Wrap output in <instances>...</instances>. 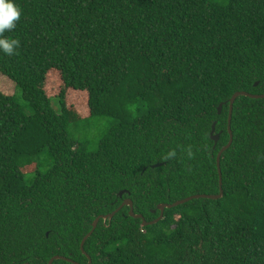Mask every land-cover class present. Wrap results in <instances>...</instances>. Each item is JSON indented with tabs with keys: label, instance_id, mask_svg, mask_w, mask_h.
Listing matches in <instances>:
<instances>
[{
	"label": "trees",
	"instance_id": "obj_1",
	"mask_svg": "<svg viewBox=\"0 0 264 264\" xmlns=\"http://www.w3.org/2000/svg\"><path fill=\"white\" fill-rule=\"evenodd\" d=\"M14 3L22 16L3 35L20 47L0 52L17 92L0 93V264H87L83 238L123 200L149 223L159 204L219 193L228 101L264 95V0ZM102 119L95 149L69 134ZM230 129L221 199L144 227L123 207L85 241L90 264H264V98L238 97Z\"/></svg>",
	"mask_w": 264,
	"mask_h": 264
},
{
	"label": "water",
	"instance_id": "obj_2",
	"mask_svg": "<svg viewBox=\"0 0 264 264\" xmlns=\"http://www.w3.org/2000/svg\"><path fill=\"white\" fill-rule=\"evenodd\" d=\"M257 85V83L255 84V86ZM240 96H243V97H248V98H251V99H263L264 98V95H251V94H248L246 92H237L235 94L232 95V97L229 99L228 101V118H227V132H228V136H229V139H228V142L225 146H223L218 154H217V157H216V165H217V172H218V177H219V193L217 195H206V194H199V195H194V196H191V197H188V198H185V199H182V200H179V201H176L172 204H159L157 205V207L155 208V210L152 211V213H156L158 212L159 213V216L157 219H155L154 221L152 222H145V220L143 219V217L140 215V214H135L133 212V206H132V202L131 200L129 199H125L123 200V202L121 203L120 207L118 209H116L113 213L109 214V215H106V216H99L98 218H96L94 220V222L92 223L91 225V231L83 238L81 244H80V250L82 251V253L86 256L87 260H88V263L87 264H90L91 263V259L90 257L84 252V243L85 241L90 237V235L92 234V232L95 230L98 222L100 220L102 221H106V220H111V218L123 207H128V215L134 219H141V226L144 227V226H147V225H150V224H155L157 223L158 221H160L162 218H163V215H164V211L165 210H168V209H171V208H174V207H177V206H180L182 204H185L191 200H194V199H208V200H219L223 197V191H222V177H221V170H220V158H221V155L223 152H225L232 144L233 142V136H232V133H231V129H230V122H231V114H232V107H233V104L235 102V100L240 97ZM225 104V103H223ZM223 104H219V106L217 107V113L218 115L220 114L221 110H222V107H223ZM215 126H216V122H214L212 124V127H211V132H210V139L214 142V145H216L218 139H219V134H214V131H215ZM161 164H156L153 166L154 167H157V166H160ZM126 191H121L118 193V196L121 198L122 195L125 193ZM56 260H63V261H66V262H70V263H73V264H78V263H75L73 261H71L70 259L68 258H65V257H62V256H54L53 258H51L48 262V264H53L54 261Z\"/></svg>",
	"mask_w": 264,
	"mask_h": 264
},
{
	"label": "rangeland",
	"instance_id": "obj_3",
	"mask_svg": "<svg viewBox=\"0 0 264 264\" xmlns=\"http://www.w3.org/2000/svg\"><path fill=\"white\" fill-rule=\"evenodd\" d=\"M222 1V0H219ZM52 83V84H51ZM53 82H49L46 84L45 89L46 93L50 97H54L58 94L59 92V87L56 85L54 87ZM0 93L6 96H12L15 95L16 89L15 85L12 81H10L8 78L3 76L0 73ZM16 99L20 104L23 102L21 101L19 94L16 95ZM52 108L56 111H60V106L59 102L57 100H52ZM110 125V120L108 119H102V120H97V121H92V126L91 125H74L69 129V134L74 140H81V141H88L92 140V145L90 149H95L94 144L96 142V139L99 138L106 130L108 129ZM33 168H27L24 171L25 172H30Z\"/></svg>",
	"mask_w": 264,
	"mask_h": 264
},
{
	"label": "clouds",
	"instance_id": "obj_4",
	"mask_svg": "<svg viewBox=\"0 0 264 264\" xmlns=\"http://www.w3.org/2000/svg\"><path fill=\"white\" fill-rule=\"evenodd\" d=\"M21 16L22 11L16 6L14 0H0V52L7 56L16 54V49L20 47V41L6 38L3 34L15 29ZM173 156H175V152H170L167 158Z\"/></svg>",
	"mask_w": 264,
	"mask_h": 264
},
{
	"label": "flooded vegetation",
	"instance_id": "obj_5",
	"mask_svg": "<svg viewBox=\"0 0 264 264\" xmlns=\"http://www.w3.org/2000/svg\"><path fill=\"white\" fill-rule=\"evenodd\" d=\"M228 126V125H227ZM227 131V130H226ZM228 133V132H227ZM214 134H220V133H216V131H214ZM228 139H229V136H228Z\"/></svg>",
	"mask_w": 264,
	"mask_h": 264
}]
</instances>
